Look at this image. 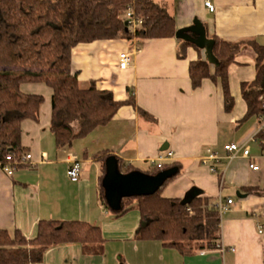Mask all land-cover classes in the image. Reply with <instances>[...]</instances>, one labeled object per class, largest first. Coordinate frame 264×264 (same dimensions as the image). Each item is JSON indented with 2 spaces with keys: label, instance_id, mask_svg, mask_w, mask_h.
<instances>
[{
  "label": "crops",
  "instance_id": "0c3cea01",
  "mask_svg": "<svg viewBox=\"0 0 264 264\" xmlns=\"http://www.w3.org/2000/svg\"><path fill=\"white\" fill-rule=\"evenodd\" d=\"M164 1L178 29L199 20L208 37L233 43L255 40L264 46V0H211L214 13L206 9V0ZM124 52L132 56L129 66L121 70L119 55ZM179 52L175 38L118 39L76 46L72 70L81 89L95 83L119 101L132 95L150 118L124 106L107 125L61 149L50 131L52 89L44 84L21 85V93L40 95L44 103L37 121L21 123V143L31 160L15 168L12 176L0 166V229L18 230L33 239L40 221H81L99 227L105 241L103 252L95 255L84 254L78 243L51 247L38 264H264V160L260 159L264 150L257 139L260 120L245 119L248 107L241 91L243 83L256 77L255 53L244 46L229 67L235 105L228 113L220 82L205 79L199 89L192 88L189 66L199 58L207 59L204 49L187 47L183 58ZM230 144L248 146L251 162L259 170H251L250 160L241 153L229 160L224 147ZM102 153L142 173L154 163L158 167L180 163L182 173L163 189L165 198L182 199L197 188L215 204L220 199L232 200L230 211L221 219L219 244L224 251L184 256L158 241L136 239L139 210L133 208L115 217L102 204L103 171L97 159ZM213 154L220 158L209 162L216 173L202 164ZM69 156L82 166L76 183L68 177ZM158 157L165 160L156 162ZM250 187L261 194L243 191ZM238 193L246 197L239 198Z\"/></svg>",
  "mask_w": 264,
  "mask_h": 264
},
{
  "label": "trees",
  "instance_id": "16d2710c",
  "mask_svg": "<svg viewBox=\"0 0 264 264\" xmlns=\"http://www.w3.org/2000/svg\"><path fill=\"white\" fill-rule=\"evenodd\" d=\"M129 8L134 18L142 19L141 27L134 32L121 19ZM203 27L206 32L204 24ZM192 36L190 27L176 28L169 4L164 0H0V166L10 165L15 169L24 165L15 163L28 154L21 143V123L37 121L44 103L40 95L21 93L23 84H44L52 89L50 131L60 149L107 125L124 106H131L142 117L150 118L132 95L119 101L112 92L98 89L95 83L89 89H81L78 75L72 70V50L76 46L118 39L175 38L180 46L178 55L183 58L187 47L203 49L190 40ZM206 38L210 41L207 59L199 58L189 66L192 88L199 89L205 79L220 82L225 110L231 112L235 103L230 92L229 67L247 46L255 53L256 77L241 86L248 107L245 119L264 117L260 100L264 97V46L255 40L227 42L216 36L208 37L207 32ZM257 139L264 150V130L257 134ZM109 157L106 153L97 155L103 171L101 201L115 217L133 208L139 210L141 219L136 239L158 241L184 256L218 248L221 218L211 198L203 197L197 188L182 199L162 196L163 189L181 175L180 163L144 172L155 176L177 168L155 193L124 198L120 210L112 211L103 186ZM115 158L121 173L140 172ZM243 191L259 192L252 187ZM104 242L99 227L81 221H40L33 239H27L18 230L0 229V264H38L46 250L67 243L80 244L86 255L101 254Z\"/></svg>",
  "mask_w": 264,
  "mask_h": 264
},
{
  "label": "water",
  "instance_id": "95a60500",
  "mask_svg": "<svg viewBox=\"0 0 264 264\" xmlns=\"http://www.w3.org/2000/svg\"><path fill=\"white\" fill-rule=\"evenodd\" d=\"M190 31L194 34L190 40L202 47L206 56L209 55L207 48L210 41L206 38L203 24L195 20ZM107 172L103 179V186L106 190L105 197L109 208L118 211L121 208V201L124 198L134 196L142 197L155 193L162 188L164 183L177 172V168L162 171L155 176H148L142 172H132L123 174L118 169V164L114 156H110L106 161ZM239 198L246 195L237 194Z\"/></svg>",
  "mask_w": 264,
  "mask_h": 264
},
{
  "label": "built area",
  "instance_id": "2783aa9c",
  "mask_svg": "<svg viewBox=\"0 0 264 264\" xmlns=\"http://www.w3.org/2000/svg\"><path fill=\"white\" fill-rule=\"evenodd\" d=\"M204 5L206 7V9L210 12V13H214L215 12V7L212 3L211 0H206L204 2ZM121 19L127 24L128 28L130 31L134 32L135 30L139 29L142 25V19L140 18H134L133 17V12L131 10V8H129L125 14H123L121 16ZM131 56L132 54L130 52H124L121 53L119 55V68L121 70L126 69L131 61ZM263 103V108H264V97H262L260 99ZM260 123H259V129H258V133L260 131L264 130V117H260L259 118ZM225 151L228 153L227 158L229 160H233L235 157H237L240 153L241 156L245 159H249L250 160V169L253 171H258L259 170V166L255 165L254 163L251 162L252 158L250 157V148L248 146H239L238 144H230V145H226L224 147ZM168 156L170 157L171 154H168ZM31 155L27 154L24 157H22L20 160H15L16 165H22L25 164L27 161L31 160ZM260 159L264 160V153L260 156ZM165 160L164 157H158L156 162H163ZM220 158L216 155L213 154L210 157H208L207 159H203L202 164L204 166L209 167L210 171L212 173H216L217 170L214 166H211L209 162L214 161L217 162L219 161ZM68 164H69V169H68V177L69 179L76 183L79 181L80 179V174H81V163L80 161H78L77 158H75L74 156H69L68 158ZM4 173H6V175L8 176H12L14 173V168H12L10 165H4L1 166ZM233 204L232 200H227V201H223L222 199H220L217 203H216V208L218 210L219 216L222 219V217L230 211L231 206ZM221 227V225H220ZM259 233H262V228L260 227ZM222 251H224V247L219 244L218 248ZM234 251V249H232Z\"/></svg>",
  "mask_w": 264,
  "mask_h": 264
},
{
  "label": "rangeland",
  "instance_id": "374dc122",
  "mask_svg": "<svg viewBox=\"0 0 264 264\" xmlns=\"http://www.w3.org/2000/svg\"><path fill=\"white\" fill-rule=\"evenodd\" d=\"M157 165L154 163L153 165H150V169H148L149 171H154L155 169H157ZM111 216H113L112 214H111Z\"/></svg>",
  "mask_w": 264,
  "mask_h": 264
}]
</instances>
